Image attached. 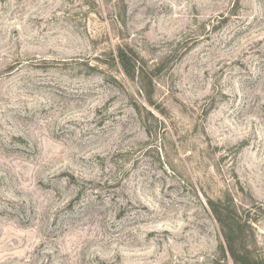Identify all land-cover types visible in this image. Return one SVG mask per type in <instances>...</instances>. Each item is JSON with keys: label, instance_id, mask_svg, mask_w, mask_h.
Listing matches in <instances>:
<instances>
[{"label": "rangeland", "instance_id": "rangeland-1", "mask_svg": "<svg viewBox=\"0 0 264 264\" xmlns=\"http://www.w3.org/2000/svg\"><path fill=\"white\" fill-rule=\"evenodd\" d=\"M230 198L264 264V0H0V264H215Z\"/></svg>", "mask_w": 264, "mask_h": 264}, {"label": "trees", "instance_id": "trees-1", "mask_svg": "<svg viewBox=\"0 0 264 264\" xmlns=\"http://www.w3.org/2000/svg\"><path fill=\"white\" fill-rule=\"evenodd\" d=\"M118 51V62L123 72L129 77H134L136 73L141 76L139 64L130 61L129 56L123 49ZM207 203L213 218L218 223L222 239L219 244L222 257L216 258L215 264H222L220 261L224 260L227 255L233 264H254L256 260H252L248 254V248L244 246V228L252 227L251 218L241 215V212L233 204L232 198L226 202L208 199Z\"/></svg>", "mask_w": 264, "mask_h": 264}]
</instances>
